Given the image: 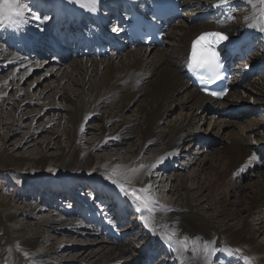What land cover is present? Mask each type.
<instances>
[{
	"label": "bare ground",
	"instance_id": "obj_1",
	"mask_svg": "<svg viewBox=\"0 0 264 264\" xmlns=\"http://www.w3.org/2000/svg\"><path fill=\"white\" fill-rule=\"evenodd\" d=\"M36 1H38V4L33 0L35 6L40 7L44 12H48V17H51V19L48 20V24L60 19H64L65 23L70 19H79L82 26L75 30L76 33L78 30H84L82 27L85 23H91L97 19L102 20L109 17L110 11L103 9L102 4H107L108 6L115 5L117 0H99L98 5L94 0H78L77 3H75V0ZM135 1L139 5L145 3V0ZM229 1L238 3L240 11L236 15L237 21L234 23L231 20L225 21L227 25H224L223 29H229L238 34L242 29L253 24L256 25V27L251 28L254 30L255 35L258 33L257 36L261 47L260 53L259 55L257 52L252 53V57L248 59L247 64L252 66L255 63H263L264 65V31L259 30L260 28H264V5H261L259 0H252L251 3H249V0H223V2L222 0H182V5L186 7L189 6V11L186 15H197L202 17L203 15L201 14L204 13L202 6L211 4L213 8L218 7L220 13L224 8L223 6L225 3ZM28 5L30 4L28 3L27 6ZM226 18L227 17H225V19ZM30 20L33 19L29 17L22 23L14 24L12 26L5 24L2 26L4 32L12 34L14 38L16 36V42L22 43L23 46L20 47L17 45L15 50H11L9 44L14 41V38L11 41L7 40L6 43L4 42L5 48H9L10 51L6 52L0 44V59L5 56L7 59V65L20 67L24 69L25 73L33 70L36 66H32V63H30L27 67L29 70L26 69V59H28L29 62V57L25 54L21 55L20 50L25 49L26 47H31L32 49L37 46L39 44L37 41L39 39L42 41V39L39 38V34L47 30L49 31V25L44 27L43 22H39L35 19L33 25H30L28 22ZM219 20L222 21L224 18ZM209 27L212 26L207 23H190L189 18H185L180 23L173 25L167 31V37L164 41L163 48H128L117 54L111 52L110 55L99 59L96 57L91 58L89 56H82L78 62L80 65V70L78 68L79 71L70 69L69 67L63 70L54 68L53 71L49 72L47 70L46 75L49 74L48 77L55 76V80H57L58 83L63 82L64 79H69L72 81L70 83L78 84L80 86L79 89H75L73 92V102L69 101L72 103L70 108H72L71 116L73 119L72 129L67 135L69 142L76 143L78 141L82 132L81 127L84 126V121L86 118L89 119L92 117L96 111H99V108H101L102 105L113 104L116 108L114 110L110 109L102 119V124L100 126L101 133H99L102 134V139L107 134L109 130L108 127L116 122L117 118L121 116V113L125 109L133 105L134 109L132 112L135 115L134 120L129 121L128 119H124L121 122H117V125L114 126V130L111 131V137L120 140L123 134H127V136L136 134V132H131L133 130H137V133H139L138 137L140 142L137 143L138 145L128 156V161L121 165L119 164V167L116 169L118 173H123L124 181H127V183L136 186H143L147 181L149 172H154V168L161 167L164 160H172L173 158L177 159L179 157L178 146L181 142L186 141L190 143L195 139H201L197 135L199 133L191 128V122L195 119L201 118L207 110L217 107V109H219L218 113L221 114L226 113L231 107L243 104H261L263 106V79H246L239 84L236 82L239 80L237 79L234 82L232 95L229 90L226 97L221 102L217 103L198 93L190 86L188 81L182 77L180 64L184 61L189 40L199 31ZM64 28L63 32L68 33V29L66 27ZM57 32L61 31L57 29ZM116 32H120V29H117ZM75 33L69 35H74ZM76 35L79 39L80 46L83 45V38L80 40L78 33ZM53 42L59 43L60 40H46L44 41V46L50 45V47H52ZM62 46H64V48L68 47L66 39L65 42H62ZM253 61H255V63H253ZM246 68L247 66L245 65L244 69ZM13 73V71L8 72L6 75L7 78H0V83L8 84L7 79H10L9 81L20 79V77L17 78ZM143 79H146V84H141ZM58 86H54L55 88H53L55 89L56 95H58L56 91ZM59 93L61 92L59 91ZM62 95L65 98L69 94L63 92ZM255 95H259L260 101L255 102ZM246 98H251V100L247 101ZM114 101H117L116 105ZM175 103L179 105L181 110L185 108L188 109V113H184V117L180 119L179 122H171L166 119L168 112ZM262 106L255 105L253 106V109H261ZM137 116L138 118L136 119ZM164 116H166L165 119H163ZM225 116L227 117L226 114ZM219 117L221 116H218V118ZM161 121L163 126L160 124ZM219 121V127L220 125L224 126L223 130L225 131H222L219 135V130L215 135L218 136L221 141L225 140L226 142L223 143V146L222 148L220 147V149H213L212 147V152H210L213 153L212 160L206 153L208 150L205 152L199 150L197 153L202 154V156L200 162L198 164L196 163V169L193 168L192 171L194 172L193 176L200 170L201 172L211 174L217 166L214 165L213 160L219 162L221 156L224 157V160H222L223 165H225V170L221 172L219 170L221 168L218 167L219 169H217L216 167L211 174L212 180L209 179V181H211L207 182V184L205 183L206 186L202 187L204 190H208V201L206 205H201L200 202L202 201L199 200L200 198L193 201V195L190 193L189 189L177 182L186 179V177H183L180 173L179 175H176L179 177L178 179L175 176L177 184L173 185V188L176 190L173 207L164 208L162 205H159V210H153L154 208L150 210L147 208L141 210L138 206V209H134L131 205L128 206L132 207V209L138 214V217H141L142 219L144 216H150L149 222L145 221L144 223L147 228H150L147 230L151 233L150 238L153 242L156 239H152L151 235H157L156 233H159L162 240H158V242L165 243L170 250L173 248L176 250L173 255L175 258H171V264H225V257L229 263L233 261V264H242V262L244 264H264V243L256 240L254 235L255 229L258 232L259 230H264V170H261L264 168V163L261 168H259V166L262 162L259 166L255 165V168H248L247 165H239L240 163L252 165L251 161L255 164V161L258 160L257 156L258 154L260 155L259 147H256L255 145V147L249 148L248 140L250 139L251 134L258 137L256 141L260 142V140H262V138L259 137L258 132V127L261 126L262 122L250 127V134H247L249 128L248 125L240 127L239 122H233L232 120H226L225 118H222ZM214 122H216V120ZM233 123H237V126H239L238 130L234 131V128L232 127ZM165 124H167L166 127L164 126ZM119 140L116 141L121 142V140ZM103 141L100 140L98 143H102ZM156 141L163 142V150L159 154L158 150L156 153L154 152V154L150 156L151 158L147 160L146 164L138 165L135 168L132 167L131 162H135L136 159L140 158L143 152ZM201 141L204 146H207V144L213 146L214 144L211 139L205 140L202 138ZM80 156H82L81 161H78ZM57 159L60 160V162H69L66 169L61 165L58 167L60 175H64V171L66 170L71 171L72 169L68 168L69 166H78L72 162L82 165L90 164L94 161L89 152L76 154L74 151H63ZM45 162L46 159H44V157L35 161L39 166H42ZM154 165L155 167H153ZM184 166L186 167L187 164ZM257 167L259 168L258 170L256 169ZM241 171H245V174L250 171L247 173V176L252 178L251 180H253V182H240L239 179L245 177V174L242 175ZM227 176L230 179V182L236 187H239L237 189V192L239 193L238 198L231 196L236 194L235 190L232 191L225 189ZM182 188L184 191H180ZM109 193L113 195L112 198H114L115 202H119V206L117 204L118 209H120V211L125 209L123 206L127 204V201L125 200L123 193L119 191H109ZM210 203L214 205L219 204L220 207L218 206L214 212L209 213L207 205H210ZM152 206L157 207L155 204ZM198 208L207 211L209 217L196 219L194 217L193 209ZM249 216L254 217V221L256 220V225L254 224L256 227L250 226L252 222L249 221L251 222L249 224L247 221V217ZM52 218L58 219V217ZM237 218L239 219L236 220ZM50 219L51 217H49L48 220H45V224L42 226L40 225L37 231L45 234V232H48L49 227L52 226L54 229L55 227L53 226V223L56 222L50 221ZM76 220L77 219L72 221L61 220L58 223L67 227L72 226L77 230L84 232V227H81ZM50 223H52V225ZM113 233L115 232L113 231ZM103 235H109L110 240L116 241L111 232H106L105 230ZM47 238H49V235ZM63 247L66 251L62 252V255H69V250H71L72 244L60 246V248ZM244 248H248L249 251L253 250V254L248 257V260H245V256L241 254V250ZM234 249H237L238 252ZM80 250L74 252L77 255V262L81 261L80 264H107L109 260L113 261L114 264H118L120 263L119 260L124 256L125 248L116 242H114V244H109L105 240H99L92 241L87 250L85 249L82 252H80ZM230 250L235 251L238 257L229 255ZM114 251L119 255H112ZM169 258L170 257H168V259ZM140 261L143 260L140 258ZM43 263L49 264L48 262ZM153 264L160 263L153 262Z\"/></svg>",
	"mask_w": 264,
	"mask_h": 264
},
{
	"label": "rangeland",
	"instance_id": "obj_2",
	"mask_svg": "<svg viewBox=\"0 0 264 264\" xmlns=\"http://www.w3.org/2000/svg\"><path fill=\"white\" fill-rule=\"evenodd\" d=\"M34 1L38 4V1ZM19 2L26 5L30 3L28 7L31 11L25 13L24 20H27V18L33 16V14H37L40 17L49 16L48 12L45 11L46 15L44 14V10L41 9L43 11L41 12V10L36 9L37 6H35L33 0H19ZM206 6L207 5L202 6V10L207 9ZM31 19H33V17H31ZM38 21L42 22L43 20ZM28 22L32 25L34 19ZM43 22L46 24V21ZM2 26L3 25H0V30L4 34H8L11 38L0 36V44L6 52L10 51L9 48L15 50L17 45L20 47L23 46L22 43L16 42V36L14 38L12 34L4 32ZM13 38L14 41L9 44V48H5L7 40L11 41ZM37 51L41 52V48H37ZM54 56V54H49L48 51L42 56L30 54L31 58L29 57V62L28 59H26V69L29 70L27 67L30 63H32V66L35 65L36 67L27 73L20 67L7 65L5 56L0 59L1 79L7 78V73L12 71L17 78L20 77V79H15V81H9L10 79H7L9 85L7 83H0V264H44L43 262H48L49 264H80L81 261L77 262V255L74 252L80 249V252L85 249L87 250L92 241L99 240H105L109 244H114V242H116L122 245L125 248L124 256L119 260L120 263L118 264H133L132 260L142 245L154 244V242H158V240H162V238L159 236V233H156L157 235H151L152 239H156L153 242L150 238L151 233L147 230L150 228H147L144 223L145 221L149 222L150 216H144L143 219L138 217V220L142 224L140 226L138 225V220L132 215L134 210L126 209V207L131 205L134 209L141 208V210H144L147 208L150 210L154 208L153 210H159V205H162L164 208H171L174 205L173 201L176 192L173 185L177 184V182L189 189L190 193L193 195V201L200 198L199 200L202 201L200 202L201 205H206L208 201V190H204L202 187L206 186L207 182L212 180L211 174L216 167L217 169L223 168L222 170L219 169L221 172L225 170V165H223L224 157L221 156L219 162L213 160L214 165L217 166L211 174L201 172L200 170L193 176L194 172L192 171L200 162L202 154L197 153L199 150H203V152L208 150L209 152L207 151L206 153L212 160L213 153H210L212 152V147L213 149H220L223 143L226 142L225 140L221 141V139L215 135L219 130V135L222 131H225L223 130L224 126L220 125L219 127V120L225 118L226 120L239 122L240 127L248 125L247 134H250V127L262 122L261 126L258 127L259 137H261L262 140H260V142L256 141L258 137L251 134L250 139L248 138V147H255L257 143H259L260 146L264 145V143H262L264 142V106L261 112L257 114L251 112L247 114L245 118L242 117L241 119H239V116L228 118L225 115L218 118L213 111L207 110L201 118L191 122V128L199 133L197 135L201 139L202 137H204V139L209 137L207 139L213 141V146H204L203 142L199 144L198 142L201 139H195L190 143L183 141L178 146L179 157L177 159L164 160L161 167H156L154 168V172H149L147 181L143 186L127 183V181H124L123 173H118L116 168L119 167V164L121 165L128 161V156L138 145L137 143L140 142L138 137L139 133H137V130H133L131 132H136V134L132 136L123 134L120 139L121 142H118L116 141L119 140L118 138L111 137V131L114 130V126L117 125V122H121L124 119H128L129 121L134 120L135 115L132 112L134 109L133 105L125 109L121 113V116L117 118L116 122L108 127L109 130L103 139L101 138L102 134H99L101 133L100 126L102 124V119L110 109L114 110L116 108L113 104L102 105L99 111H96L92 117L84 121V130L81 132V134H83H80L78 141L76 143L69 142L67 135L72 129L73 122L71 116L72 108H70L72 103L69 101L73 102V92L75 89H79L80 86L70 83L72 81L69 79H64L63 82H60L62 85L61 87L60 83L55 80V76L48 77L49 74L46 75V73L47 70L48 72L53 71L54 68L63 70L69 67L70 69L78 70L79 68L80 70V65L78 64L80 58H69L60 62L58 65L53 63ZM252 77L251 79L258 78L264 81V71H258ZM141 84H146V79H143ZM54 86H58L56 89L58 95L55 94V89H53L55 88ZM232 90L233 87L230 90L231 95ZM59 91L61 93H59ZM63 92H67L69 95L64 98L62 95ZM255 96V102L260 101L259 95ZM246 100L249 101L251 98H246ZM114 103L116 105L117 101H114ZM255 105L262 106L261 104ZM255 105L248 104L250 108H253ZM187 110V108L181 110L179 105L175 103L168 112L167 118L164 116L163 119L166 118L171 122H179L180 119L184 117V113H188ZM137 118L138 116L136 119ZM215 120L216 122H214ZM160 124L162 125V121ZM164 126L166 127L167 124ZM232 127L234 131L239 129L237 123H233ZM100 140L104 141L98 143ZM156 142H153V144L143 152L140 158L136 159L135 162H131V166L135 168L138 165L146 164L147 160L151 158L150 156L153 155L154 152L156 153L157 150L159 154L163 150L164 144L162 141ZM63 151H74L76 154L89 152L94 161L90 164L82 165L72 162L79 167L71 165L68 167L72 169L71 171L66 170L64 171V175H60L58 167L61 165L66 169L69 163L60 162V160L57 159ZM41 157H44L46 162L42 166H39L35 161ZM81 158L82 156L78 158V161H81ZM261 161L264 163V157L261 158ZM251 163L252 165L246 163H240L239 165H247L248 168H255L256 164H254L253 161H251ZM263 163L259 168L263 166ZM186 164L187 166L185 167L184 165ZM259 168L257 167L256 169L258 170ZM261 170H264V168ZM249 172L250 171L247 173ZM247 173L245 177L239 179L240 182H253V180H251L252 178L247 176ZM179 174L186 177V179L176 182V178H179L176 175ZM209 179L211 180L209 181ZM226 179L225 189L235 190L236 194L231 196L238 198L239 193L237 189L239 187H236L230 182L228 176ZM51 180H53V185L49 186ZM40 183L42 186H39ZM109 191H119L123 193L127 201V204H125L123 208L126 209L128 214L124 216V222L119 225L122 229L120 233L123 237L121 243L117 240H110L109 235H103L104 231H97V228L93 229L90 224L97 226L94 221L89 224L86 223L88 215L95 214L93 213L94 210L102 209V212L107 214L106 218L111 216L113 219L118 216V211L120 209L115 208L119 206V202H115L114 198H111L113 195H111ZM180 191H184L183 188ZM137 196L140 198L139 200H136ZM112 200H114L115 204H118V206H116ZM154 204L157 205V207H153L152 205ZM218 206L219 204L214 205L210 203V205H207L208 212H214ZM193 210L196 219L209 217L207 211L200 208ZM134 213L136 212L134 211ZM120 216H122V214ZM252 216L247 217V221L252 222H249V224L251 223V227H256V220L254 221V217ZM49 217H51L50 221L56 222L53 223L55 228L53 229L52 226L49 227L48 232H45V234L38 232V227L45 224V220H48ZM52 217H58V219H53ZM111 218L109 217V219ZM74 219H77V223H79L81 227H84V232L72 226L67 227L58 223L61 220L72 221ZM238 219L239 218L236 220ZM112 222L114 221L112 220ZM106 223V227H108L109 222L106 221ZM50 224L52 225V223ZM256 231L255 229L254 235L256 240L264 243V230H259V232L257 231L258 233ZM48 235L49 238H47ZM142 239L143 241H141ZM141 242H143V244ZM65 244H72L69 255H62V252L66 250L64 247L60 248V246ZM171 251L172 256L168 259L170 263L167 261V263L160 264H171V258H175L173 255L176 250L173 248ZM241 254H244L245 257L248 258L253 254V250L249 251L248 248H244L241 250ZM112 255L118 256L119 254L114 251ZM140 258L144 260L145 257L141 255ZM107 264H114V262L109 260ZM229 264H233V261ZM242 264L244 263L242 262Z\"/></svg>",
	"mask_w": 264,
	"mask_h": 264
},
{
	"label": "snow or ice",
	"instance_id": "obj_3",
	"mask_svg": "<svg viewBox=\"0 0 264 264\" xmlns=\"http://www.w3.org/2000/svg\"><path fill=\"white\" fill-rule=\"evenodd\" d=\"M78 0H75V3H77ZM94 2L98 5L99 0H94ZM223 2V0H222ZM252 0H249V3H251ZM259 3L261 5H264V0H259ZM31 9L26 5L19 2V0H0V25H14L24 22L23 18L26 12H30ZM129 17H126L128 19ZM33 19L35 20H43L48 21L51 19V17L44 16L40 17L37 14H33ZM247 19V18H246ZM250 27H256V25H250ZM260 31H264V28H260ZM115 31V29H113ZM210 37H216L218 38L217 41L211 42L209 41ZM227 35L225 33H203L201 36H199L192 45V56L189 60V68L193 66V62H195V66L198 68L206 69L209 73H213L215 75V70L219 66V53L217 51H201L199 54V57L197 55V47L204 43H219L227 40ZM212 95H217V93L212 92L210 93ZM88 118H86L87 120ZM83 126L81 127V131H83ZM107 142V141H105ZM155 167V165L153 166ZM121 191L120 189H118ZM140 198L137 196L136 200H139ZM134 202V201H133ZM102 210V209H101ZM103 211V210H102ZM245 260H248L249 258L245 257Z\"/></svg>",
	"mask_w": 264,
	"mask_h": 264
}]
</instances>
